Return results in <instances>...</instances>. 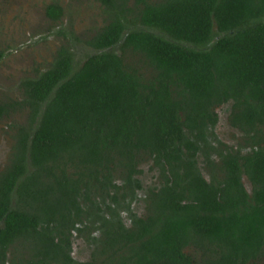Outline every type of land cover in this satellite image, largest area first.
Segmentation results:
<instances>
[{
	"label": "trees",
	"instance_id": "1",
	"mask_svg": "<svg viewBox=\"0 0 264 264\" xmlns=\"http://www.w3.org/2000/svg\"><path fill=\"white\" fill-rule=\"evenodd\" d=\"M97 1L89 51L61 26L50 66L0 101V121L21 118L0 172V264H264V0ZM229 101L245 144L218 166L209 138Z\"/></svg>",
	"mask_w": 264,
	"mask_h": 264
},
{
	"label": "rangeland",
	"instance_id": "2",
	"mask_svg": "<svg viewBox=\"0 0 264 264\" xmlns=\"http://www.w3.org/2000/svg\"><path fill=\"white\" fill-rule=\"evenodd\" d=\"M55 1L64 9L60 21H52L45 14L46 6ZM105 19V8L97 0H0V101L7 98L21 99V81L26 77H35L38 70L43 71L50 66L62 43L63 38L56 33L61 26L69 32L74 30L80 41L76 45L77 56L83 57L89 51L86 41L104 25ZM70 36L73 34L70 33ZM228 109L229 104L217 106L216 110L220 114L216 126L217 136L225 145L243 146L245 135L228 121ZM18 121L21 118L19 115L15 117L13 113L0 121V160L4 156L0 168L8 161ZM212 160L219 166L218 154H214ZM204 166L208 177L209 171L203 163ZM218 166L216 172H219ZM142 169L146 181L153 184L154 171L150 170L148 161L143 162ZM245 182L250 188L247 179ZM92 247L85 237L78 235L73 239V257L89 260Z\"/></svg>",
	"mask_w": 264,
	"mask_h": 264
},
{
	"label": "flooded vegetation",
	"instance_id": "3",
	"mask_svg": "<svg viewBox=\"0 0 264 264\" xmlns=\"http://www.w3.org/2000/svg\"><path fill=\"white\" fill-rule=\"evenodd\" d=\"M224 104H229V109H228V111H229V113H228V121L230 120V122H231V125L234 127V128H238V129H240L239 128V126H237L236 124H234V123H232V121H231V115H232V103L229 101V102H225V103H222V104H219L220 106L221 105H224ZM219 105H217V106H219ZM217 106L215 107V112H216V114H217V121H216V123H215V126H214V131H215V133H216V126H217V124L219 123V121H220V114L217 112ZM241 130V129H240ZM242 131V130H241ZM243 132V131H242ZM244 133V132H243ZM216 136H217V133H216ZM217 138H218V136H217ZM210 142L211 143H213V146L215 147V149L213 150V151H211V153H212V155H211V158L213 157V155L214 154H218V156H219V153H220V151H226V149L228 148V149H230V150H237V148H238V146H234V147H232V146H230V145H228V144H226L225 145V143L224 142H222L219 138H218V140H220V142H222V143H220V142H217L215 139H214V137L213 136H210ZM15 141L13 140V143H14ZM13 146V145H12ZM11 150H12V148H11ZM9 157H10V155H9ZM219 158L221 159V157L219 156ZM4 159V156H3V158H1V160H0V164L1 163H3V162H1L2 160ZM204 160H205V158L203 157V158H201V166H203V162H204ZM220 162H221V160H220ZM7 164H9V158H8V161H6V163L5 164H2L1 165V168H0V172L7 166ZM204 165H205V163H204ZM204 169H205V166H204ZM204 169H203V172H204ZM207 169H209V168H207ZM206 169V170H207ZM245 178V177H244ZM246 179V178H245ZM1 226H3V222L1 221L0 222V227Z\"/></svg>",
	"mask_w": 264,
	"mask_h": 264
}]
</instances>
